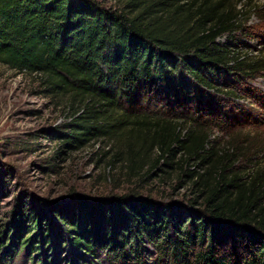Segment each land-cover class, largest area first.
I'll return each mask as SVG.
<instances>
[{
	"label": "trees",
	"instance_id": "trees-1",
	"mask_svg": "<svg viewBox=\"0 0 264 264\" xmlns=\"http://www.w3.org/2000/svg\"><path fill=\"white\" fill-rule=\"evenodd\" d=\"M260 8L251 0H0V63L35 73L47 96L68 108L69 120L53 129L54 157L109 139L110 165L126 159L129 176L165 168L162 176L175 172L191 186L186 204L135 191L71 196L51 210L58 246L67 239L95 264L103 253L111 264H264V148L242 132L215 148L213 120L236 127L238 117L201 90L215 86V72L264 66L218 42ZM29 216L39 222L37 212ZM31 245V260L47 251Z\"/></svg>",
	"mask_w": 264,
	"mask_h": 264
},
{
	"label": "rangeland",
	"instance_id": "rangeland-1",
	"mask_svg": "<svg viewBox=\"0 0 264 264\" xmlns=\"http://www.w3.org/2000/svg\"><path fill=\"white\" fill-rule=\"evenodd\" d=\"M100 1L117 6L123 0ZM251 1L261 8L245 17L247 21L240 30L219 37L218 42L228 44L249 60L263 61L264 0ZM213 77L215 86L201 90L220 97L221 111L235 115L240 121L233 123L236 127H228L213 120L208 128L212 145L215 148L226 145L234 132H242V139L248 137L255 143L253 146L264 148V97L255 95H264V66L249 74L239 71L217 76L215 72ZM222 81L232 86L236 94H226L228 89L223 88ZM43 89L42 80L35 73L0 63V222L3 224L0 230H4L0 236V248L3 246L0 255L3 252L7 255L0 258V264H44L37 262L39 258H45V264H95L80 259L78 254L82 250L73 249L67 239L58 246L60 230L51 210L70 205L71 196L89 199L135 191L160 202L187 203L191 197L190 183H180L175 172L162 176L163 168L140 178L126 174V159L110 165L116 147L109 139H93L73 150L65 148L64 154L54 157L59 141L53 129L69 120L68 108L47 96ZM33 211L39 218L35 224V217L29 216ZM26 213H29L27 217ZM44 234L48 238L42 244ZM26 236L35 238L22 245ZM33 242L46 246L47 251L37 249L31 260L29 251ZM150 249L155 257L154 248L150 246ZM101 256L103 261L96 264H111L105 253Z\"/></svg>",
	"mask_w": 264,
	"mask_h": 264
}]
</instances>
